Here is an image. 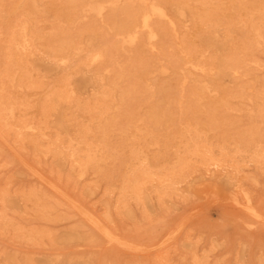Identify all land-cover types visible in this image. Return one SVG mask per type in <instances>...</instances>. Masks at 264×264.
Instances as JSON below:
<instances>
[{
    "label": "rangeland",
    "instance_id": "1",
    "mask_svg": "<svg viewBox=\"0 0 264 264\" xmlns=\"http://www.w3.org/2000/svg\"><path fill=\"white\" fill-rule=\"evenodd\" d=\"M15 1L0 264H264V0Z\"/></svg>",
    "mask_w": 264,
    "mask_h": 264
},
{
    "label": "bare ground",
    "instance_id": "2",
    "mask_svg": "<svg viewBox=\"0 0 264 264\" xmlns=\"http://www.w3.org/2000/svg\"><path fill=\"white\" fill-rule=\"evenodd\" d=\"M17 1V0H16ZM15 1V2H16ZM19 1V0H18ZM12 2V1H11ZM14 2V3H15ZM20 2V1H19ZM22 2V1H21ZM52 2H54V1H52ZM194 2V1H193ZM13 3V2H12ZM18 3V2H17ZM24 3V2H23ZM144 3V2H143ZM207 3V2H206ZM10 4V3H9ZM56 3H54V5H55ZM79 4V3H78ZM259 4V3H258ZM11 5V4H10ZM20 5V4H19ZM134 5V4H133ZM144 5V4H143ZM245 5V4H244ZM4 6V5H3ZM13 6H15V5H13ZM22 6V5H21ZM185 6V5H184ZM2 7V6H1ZM9 7H11V6H9ZM20 7V6H19ZM23 7H24V5H23ZM150 7V6H149ZM205 7V6H204ZM223 7V6H222ZM245 7V6H244ZM6 8V7H5ZM15 8V7H14ZM58 8V7H57ZM188 8V7H187ZM211 8V7H210ZM221 8V7H220ZM8 9V8H7ZM23 9V8H22ZM157 9V8H156ZM17 10H18V8H17ZM55 10V9H54ZM148 10V9H147ZM236 10V9H235ZM12 11H14L13 9H12ZM11 11V12H12ZM221 11V10H220ZM251 11V10H250ZM253 11V10H252ZM26 12V11H25ZM60 12V11H59ZM254 12V11H253ZM258 12V11H257ZM21 13V12H20ZM68 13V12H67ZM69 13H71V11L69 12ZM259 14H260V12H258ZM66 14V13H65ZM116 14V13H115ZM147 14V13H146ZM159 14V13H158ZM220 14H222L221 12H220ZM10 15H11V13H10ZM14 15H15V11H14ZM20 15V14H19ZM23 15V14H22ZM56 15V14H55ZM62 15H63V13H62ZM67 15V14H66ZM225 15V14H224ZM1 16V15H0ZM17 16V15H16ZM16 16H14V17H16ZM126 16V15H125ZM159 16V15H158ZM222 16V15H221ZM261 16V15H260ZM6 17V16H5ZM13 17V16H12ZM14 17H13V19H14ZM33 17V16H32ZM69 17V16H68ZM136 17V16H135ZM144 17V16H143ZM220 17V16H219ZM4 18V17H3ZM65 18V17H64ZM70 18V17H69ZM231 18V17H230ZM238 18V17H237ZM72 19V18H71ZM97 19H99V18H97ZM105 19V18H104ZM107 19H109L108 17H107ZM212 19V18H211ZM1 20V19H0ZM6 20V19H5ZM66 20V19H65ZM143 20V19H142ZM178 20V19H177ZM221 20H222V18H221ZM229 20V19H228ZM227 20V21H228ZM13 21V20H12ZM99 21V20H98ZM152 21V20H151ZM169 21V20H168ZM231 21V20H230ZM4 22V21H3ZM9 22V21H8ZM66 22V21H65ZM102 22V21H101ZM105 22V21H104ZM171 22V21H170ZM240 22V21H239ZM14 23V22H13ZM63 23V22H62ZM155 23V22H154ZM198 23H200V22H198ZM208 23V22H207ZM211 23V22H210ZM2 24V23H1ZM0 24V25H1ZM5 24V23H4ZM3 24V25H4ZM112 24V23H111ZM116 24V23H115ZM160 24V23H159ZM180 24V23H179ZM242 24V23H241ZM9 25V24H8ZM65 25V24H64ZM67 25V24H66ZM155 25V24H154ZM175 25H177V24H175ZM220 25V24H219ZM223 25V24H222ZM225 25V24H224ZM260 25H261V23H260ZM6 26V25H5ZM158 26V25H157ZM14 27V26H13ZM123 27H125V26H123ZM127 27V26H126ZM130 27V26H129ZM167 27V26H166ZM212 27V26H211ZM220 27V26H219ZM243 27V26H242ZM260 27H262V26H260ZM9 29H11L10 28V26L8 27ZM102 28H104V27H102ZM106 28V27H105ZM180 28V27H179ZM223 28V27H222ZM2 29V28H1ZM4 29V28H3ZM126 29V28H125ZM128 29V28H127ZM155 29V28H154ZM208 28H206V30H207ZM237 29H238V27H237ZM65 30V29H64ZM107 30V29H106ZM105 30V31H106ZM109 30V29H108ZM107 30V31H108ZM174 30V29H173ZM176 30V29H175ZM81 31V30H80ZM192 31V30H191ZM220 31V30H219ZM230 31V30H229ZM3 32V31H2ZM173 32V31H172ZM210 32V31H209ZM232 33V32H231ZM242 33V32H241ZM245 33V32H244ZM262 33V32H261ZM159 34V33H158ZM226 34V33H225ZM10 35H11V33H10ZM137 35V34H136ZM179 35V34H178ZM67 36V35H66ZM65 36V37H66ZM73 36V35H72ZM138 36V35H137ZM159 36V35H158ZM240 36V35H239ZM6 37V36H5ZM4 37V39H7V38H5ZM9 37V36H8ZM70 37V36H69ZM112 36H110V38H111ZM187 37H189V36H187ZM223 38H224V36H222ZM227 37V36H226ZM238 37V36H237ZM238 38H240V37H238ZM9 39V38H8ZM122 39V38H121ZM133 39V38H132ZM182 39V38H181ZM180 39V40H181ZM11 40V39H10ZM10 40H9V42H10ZM139 40V39H138ZM167 40H169V39H167ZM183 40V39H182ZM236 40V39H235ZM240 40V39H239ZM13 41V40H12ZM52 41V40H51ZM58 41V40H57ZM101 41H102V39H101ZM229 41V40H228ZM228 41H226V42H228ZM238 41V40H237ZM241 41V40H240ZM252 41V40H251ZM4 42H6V41H4ZM100 42V41H99ZM109 42V41H108ZM192 42V41H191ZM239 42V41H238ZM8 43V42H7ZM60 43V42H59ZM181 43V42H180ZM241 43H243V42H241ZM245 43V42H244ZM243 43V44H244ZM6 44V43H5ZM33 44V43H32ZM100 44V43H99ZM170 44V43H169ZM191 44V43H190ZM192 44H193V42H192ZM7 45V44H6ZM6 45H5V47H6ZM40 45H41V43H40ZM60 45V44H59ZM64 45V44H63ZM233 45V44H232ZM4 46V45H3ZM25 46V45H24ZM33 46V45H32ZM107 46V45H106ZM172 46H174V44L172 45ZM7 47H9V46H7ZM6 47V48H7ZM171 47V46H170ZM2 48V47H1ZM13 48V47H12ZM48 48V47H47ZM96 48V47H95ZM94 48V49H95ZM121 48V47H120ZM174 48H176V47H174ZM200 48V47H199ZM238 48V47H237ZM246 48V47H245ZM45 49V48H44ZM186 49V48H185ZM192 49H193V47H192ZM234 49V48H233ZM6 50H8V48L6 49ZM47 50H50V49H47ZM60 50V49H59ZM3 51V50H2ZM9 51V50H8ZM106 51V50H105ZM111 51V50H110ZM25 52V51H24ZM28 52V51H27ZM42 52V51H41ZM95 52V51H94ZM112 52V51H111ZM243 52V51H242ZM3 53V52H2ZM6 52H4L3 54H5ZM14 53V52H13ZM52 53V52H51ZM90 53H92V52H90ZM101 53V52H100ZM172 53H174V52H172ZM61 54V53H60ZM88 54V53H87ZM92 54H94V53H92ZM120 54V53H119ZM199 54H201L200 52H199ZM1 55V54H0ZM15 55V54H14ZM66 55V54H65ZM85 55H86V53H85ZM90 55V54H89ZM103 55V54H102ZM175 55V54H174ZM24 56V55H23ZM53 56V55H52ZM110 56V55H109ZM134 56H136V55H134ZM138 56V55H137ZM140 56V55H139ZM235 56V55H234ZM16 57V56H15ZM89 57V56H88ZM87 57V58H88ZM118 57V56H117ZM141 57H142V55H141ZM156 57V56H155ZM161 57V56H160ZM166 57V56H165ZM14 58V57H13ZM110 58V57H109ZM119 58V57H118ZM152 58H153V56H152ZM164 58V57H163ZM167 58V57H166ZM4 59V58H3ZM8 59H10V57H8ZM86 59V58H85ZM131 59V58H130ZM146 59V58H145ZM154 59V58H153ZM159 59V58H158ZM6 60V59H5ZM16 60V59H15ZM144 60V59H143ZM147 60H148V58H147ZM177 60H179V59H177ZM183 60V59H182ZM195 60V59H194ZM233 60V59H232ZM235 60H236V58H235ZM3 61V60H2ZM8 61V60H7ZM106 61V60H105ZM116 61V60H115ZM124 61V60H123ZM138 61V60H137ZM153 61V60H152ZM167 61V60H166ZM180 61V60H179ZM186 61V60H185ZM190 61V60H189ZM230 61V60H229ZM237 61H238V59H237ZM240 61V60H239ZM242 61V60H241ZM255 61V60H254ZM67 62V61H66ZM87 62H89V61H87ZM113 62V61H112ZM117 62V61H116ZM115 62V63H116ZM144 62V61H143ZM147 62V61H146ZM165 62V61H164ZM187 62V61H186ZM192 62V61H191ZM200 62H202V61H200ZM208 62V61H207ZM209 62H211V61H209ZM234 62V61H233ZM236 62V61H235ZM244 62V61H243ZM15 63H16V61H15ZM105 63V62H104ZM129 63V62H128ZM194 63H196V62H194ZM193 63V64H194ZM238 63V62H237ZM255 63V62H254ZM7 64V63H6ZM93 64V63H92ZM114 64V63H113ZM121 64V63H120ZM126 64V63H125ZM134 64V63H133ZM138 64V63H137ZM164 64V63H163ZM166 64H168V63H166ZM178 64V63H177ZM183 64V63H182ZM187 64V63H186ZM190 64V63H189ZM1 65H3V64H1ZM12 65V64H11ZM78 65V64H77ZM103 65V64H102ZM109 65V64H108ZM111 65V64H110ZM130 65V64H129ZM135 65V64H134ZM140 65V64H139ZM161 65V64H160ZM174 65V64H173ZM191 65V64H190ZM196 65H198V63L196 64ZM211 65V64H210ZM17 66V65H16ZM127 66H128V64H127ZM142 66V65H141ZM163 66V65H162ZM227 66V65H226ZM230 66V65H229ZM228 66V67H229ZM231 66H232V63H231ZM5 67H7V65L5 66ZM90 67V66H89ZM171 67V66H170ZM194 67V66H193ZM196 67H199V66H196ZM239 67V66H238ZM96 68V67H95ZM98 68V67H97ZM162 68V67H161ZM235 68V67H234ZM252 68V67H251ZM3 69V68H2ZM20 69V68H19ZM74 69V68H73ZM113 69V68H112ZM152 69V68H151ZM167 69V68H166ZM179 69H180V67H179ZM200 69V68H199ZM202 70H203V68H201ZM4 71L6 70V69H3ZM100 70V69H99ZM123 70V69H122ZM126 70V69H125ZM131 70V69H130ZM141 70V69H140ZM172 70L173 71H175L173 68H172ZM172 70H169V71H172ZM191 70V69H190ZM206 70H207V68H206ZM4 71H3V73H4ZM152 71H153V69H152ZM155 71V70H154ZM163 73H164V70H161ZM201 71V70H200ZM205 70H203V72H204ZM246 71V70H245ZM1 72V71H0ZM6 72H8L7 70H6ZM99 72V71H98ZM122 72V71H121ZM132 72H134L133 70L131 71V73ZM182 72H184V71H182ZM192 72H195V71H192ZM11 73V72H10ZM135 73V72H134ZM140 73V72H139ZM187 73V72H186ZM199 73V72H198ZM202 73V72H201ZM1 74V73H0ZM111 74V73H110ZM116 74H118V73H116ZM136 74V73H135ZM160 74V73H159ZM166 74V73H165ZM204 74V73H203ZM207 74V73H206ZM4 75V74H3ZM6 75H7V73H6ZM99 75V74H98ZM119 75V74H118ZM121 75V74H120ZM171 75V74H170ZM184 75V74H183ZM205 75V74H204ZM5 76V75H4ZM10 76V75H9ZM9 76H7L8 78H9ZM21 76V75H20ZM106 76H108V75H106ZM117 76V75H116ZM115 76V77H116ZM122 76H123V74H122ZM173 76V75H172ZM16 77H18V75H16ZM109 77H111V76H109ZM170 77V76H169ZM175 78H176V75L174 76ZM185 77H187V76H185ZM207 77H208V75H207ZM3 78V77H2ZM23 78V77H22ZM56 78V77H55ZM116 78H119L118 76L116 77ZM135 78V77H134ZM154 78V77H153ZM179 78H180V76H179ZM190 78V77H189ZM0 79H1V75H0ZM109 79H112V78H109ZM108 79V80H109ZM123 79V78H122ZM132 79V78H131ZM130 79V80H131ZM165 79V78H164ZM167 79V78H166ZM181 79V78H180ZM195 79H197V78H195ZM201 79V78H200ZM205 79H206V77H205ZM18 80V79H17ZM107 80V79H106ZM133 80V79H132ZM149 80V79H148ZM155 80V79H154ZM176 80V79H175ZM182 81H184V79H183V77H182V79H181ZM180 80V81H181ZM186 80V79H185ZM199 80V79H198ZM62 81V80H61ZM103 81H105V80H103ZM136 81H138V80H136ZM188 81V80H187ZM195 81H197V80H195ZM206 81V80H205ZM109 82V81H108ZM152 82H153V80L150 82L151 83V85H152ZM167 82V81H166ZM170 82V81H169ZM185 82V81H184ZM199 82V81H198ZM207 82V81H206ZM20 83V82H19ZM132 82H130V84H131ZM141 83V82H140ZM158 83H161L162 84V81L161 82H158ZM27 84V83H26ZM26 84H25V86H26ZM103 84V83H102ZM109 84H111V83H109ZM167 84H168V82H167ZM175 84V83H174ZM182 84V83H181ZM184 84V83H183ZM24 85V84H23ZM104 85V84H103ZM106 85V84H105ZM104 85V86H105ZM113 85H114V83H113ZM160 85V84H159ZM37 86V85H36ZM56 86V85H55ZM111 86V85H110ZM116 86V85H115ZM130 86V85H129ZM135 86V85H134ZM153 86V85H152ZM167 86V85H166ZM2 87V86H1ZM30 87V86H29ZM97 87V86H96ZM102 87V86H101ZM131 87V86H130ZM154 87V86H153ZM188 87V86H187ZM186 87V88H187ZM4 89H5V87H3ZM2 88V89H3ZM103 88V87H102ZM101 88V89H102ZM106 87H104V89H105ZM111 88V87H110ZM118 87H116V89H117ZM150 88V87H149ZM163 88H167V87H163ZM162 88V89H163ZM181 88V87H180ZM183 88V87H182ZM29 89V88H28ZM27 89V90H28ZM42 89V88H41ZM58 89V88H57ZM99 89V88H98ZM114 89V88H113ZM120 89H121V87H120ZM132 89H133V87H132ZM172 89V88H171ZM184 89V88H183ZM182 89V90H183ZM26 90V91H27ZM39 90H40V88H39ZM61 90V89H60ZM122 90H124V89H122ZM129 90V89H128ZM137 90V89H136ZM145 90V89H144ZM166 90V89H165ZM168 90H169V88H168ZM173 90V89H172ZM175 90V89H174ZM178 90H180V89H178ZM182 90L181 91H179V93H181L182 92ZM46 91V90H45ZM65 91V90H64ZM111 91V90H110ZM113 91V90H112ZM116 91V90H115ZM117 91H118V89H117ZM158 91H159V89H158ZM157 91V92H158ZM163 91V90H162ZM184 91H185V89H184ZM187 91H188V89H187ZM191 91V90H190ZM218 91V90H217ZM216 91V92H217ZM6 92V91H5ZM67 92V91H66ZM114 92V91H113ZM120 92H122V91H120ZM120 92H118L119 94H120ZM175 92H177V91H175ZM174 92V93H175ZM189 92V91H188ZM2 93V92H1ZM64 93V92H63ZM148 93V92H147ZM164 93V92H163ZM190 93V92H189ZM4 94V93H3ZM53 94V93H52ZM66 94V93H65ZM96 94V93H95ZM102 94V93H101ZM125 94V93H124ZM165 94V93H164ZM183 94V93H182ZM194 94V93H193ZM200 94V93H199ZM5 95V94H4ZM51 95V94H50ZM94 95V94H93ZM121 95V94H120ZM135 95V94H134ZM149 95V94H148ZM168 95H169V93H168ZM174 95V94H173ZM177 95H178V93H177ZM192 95V94H191ZM194 95H196V94H194ZM84 96V95H83ZM115 96H117V95H115ZM131 96V95H130ZM154 96V95H153ZM155 96H156V93H155ZM170 96V95H169ZM176 96V95H175ZM188 96V95H187ZM197 96V95H196ZM14 97V96H13ZM42 97V96H41ZM146 97V96H145ZM176 97H178V96H176ZM8 98V97H7ZM45 98V97H44ZM51 98V97H50ZM129 98V97H128ZM164 98V97H163ZM166 98V97H165ZM179 98H181V97H179ZM1 99V98H0ZM4 99V98H3ZM2 99V100H3ZM25 99V98H24ZM117 99V98H116ZM115 99V100H116ZM120 99V98H119ZM122 99V98H121ZM157 99V98H156ZM182 99V98H181ZM184 99V98H183ZM139 100V99H138ZM42 102V101H41ZM86 102V101H85ZM129 102V101H128ZM147 102V101H146ZM5 103V102H4ZM84 103V102H83ZM115 103V102H114ZM111 104V103H110ZM132 104V103H131ZM138 104V103H137ZM161 104V103H160ZM93 105V104H92ZM116 105V104H115ZM123 105V104H122ZM133 105V104H132ZM182 105V104H181ZM184 105V104H183ZM85 106V105H84ZM87 106V105H86ZM114 106V105H113ZM129 106V105H128ZM138 106V105H137ZM160 106V105H159ZM212 106V105H211ZM215 106V105H214ZM46 107V106H45ZM99 107V106H98ZM104 107V106H103ZM142 107H143V104H142ZM210 107V106H209ZM101 108V107H100ZM115 108V107H114ZM113 107H112V109H114ZM130 107H128V109H129ZM133 108V107H132ZM151 108H152V106H151ZM211 108V107H210ZM221 108V107H220ZM102 109V108H101ZM110 109V108H109ZM123 109V108H122ZM121 110V109H120ZM124 110V109H123ZM130 110V109H129ZM163 110V109H162ZM166 110H167V108H166ZM114 111V110H113ZM151 111V110H150ZM157 111V110H156ZM89 112V111H88ZM97 112V111H96ZM102 112V111H101ZM108 112V111H107ZM112 112V111H111ZM154 112V111H153ZM153 112H151V113H153ZM164 112V111H163ZM40 113V112H39ZM75 113V112H74ZM87 113V112H86ZM171 113V112H170ZM217 113V112H216ZM100 114V113H99ZM117 114V113H116ZM127 114V113H126ZM141 114V113H140ZM177 114V113H176ZM18 115V114H17ZM16 115V116H17ZM85 115V114H84ZM104 115V114H103ZM108 115V114H107ZM115 115V114H114ZM118 115H120V114H118ZM177 115H179V114H177ZM88 116V115H87ZM102 116V115H101ZM151 116V115H150ZM194 116V115H193ZM208 116V115H207ZM152 117V116H151ZM165 118V117H164ZM168 118V117H167ZM21 119V118H20ZM80 119V117L78 118V120ZM109 119V118H108ZM150 119H152V118H150ZM169 119V118H168ZM90 120V119H89ZM110 120V119H109ZM126 120V119H125ZM131 120V119H130ZM153 120V119H152ZM159 120V119H158ZM191 120V119H190ZM206 120V119H205ZM82 121V120H81ZM91 121V120H90ZM114 121V120H113ZM120 121V120H119ZM193 121H194V119H193ZM13 122V121H12ZM105 122V121H104ZM110 122V121H109ZM205 122V121H204ZM80 123V122H79ZM99 123V122H98ZM115 123V122H114ZM170 123V122H169ZM96 124V123H95ZM124 124V123H123ZM207 124V123H206ZM100 125V124H99ZM103 125V124H102ZM101 125V126H102ZM108 125V124H107ZM117 125V124H116ZM130 125V124H129ZM171 125V124H170ZM83 126V125H82ZM95 126V125H94ZM194 126V125H193ZM127 127V126H126ZM178 127H181V126H178ZM191 127V126H190ZM27 128V127H26ZM87 128V127H86ZM197 128V127H196ZM10 129V128H9ZM24 129H25V127H24ZM30 129V128H29ZM85 129V128H84ZM98 129V128H97ZM106 129V128H105ZM27 130V129H26ZM139 130H140V128H139ZM142 130V129H141ZM140 130V131H141ZM12 131V130H11ZM87 131V130H86ZM89 131V130H88ZM186 131H188V129L186 128ZM196 131V130H195ZM13 133H14V131H12ZM100 132V131H99ZM105 132V131H104ZM117 132V131H116ZM142 132V131H141ZM144 132H145V130H144ZM185 132V131H184ZM27 133V132H26ZM87 133V132H86ZM109 133V132H108ZM148 133V132H147ZM153 133H154V131H153ZM175 133H176V131H175ZM180 133V132H179ZM192 133V132H191ZM102 134V133H101ZM109 135V134H108ZM122 135V134H121ZM15 136H17V135H15ZM14 136V137H15ZM75 136H76V134H75ZM173 136V135H172ZM134 137V136H133ZM111 138V137H110ZM116 138H117V136H116ZM140 138V137H139ZM173 138V137H172ZM16 139V138H15ZM153 139V138H152ZM83 140H84V138H83ZM122 140V139H121ZM118 141V140H117ZM127 141V140H126ZM90 142V141H89ZM122 142V141H121ZM128 142V141H127ZM102 143V142H101ZM147 143H148V141H147ZM161 143V142H160ZM32 144V143H31ZM30 144V145H31ZM38 144V143H37ZM125 144V143H124ZM128 144V143H127ZM39 145V144H38ZM85 146V145H84ZM128 146V145H127ZM129 147H130V144H129ZM90 148H92V147H90ZM146 148V147H145ZM166 148H168L167 146H166ZM45 149V148H44ZM164 149V148H163ZM132 150V149H131ZM161 150V149H160ZM165 150V149H164ZM96 151V150H95ZM194 151V150H193ZM92 152H94V151H92ZM100 152V151H99ZM104 152V151H103ZM44 153V152H43ZM47 153V152H46ZM85 153V152H84ZM116 153V152H115ZM96 154V153H95ZM99 154V153H98ZM106 154V153H105ZM131 154V153H130ZM159 154V153H158ZM87 155V154H86ZM121 155V154H120ZM85 156V155H84ZM97 156V155H96ZM105 156V155H104ZM163 156V155H162ZM117 157V156H116ZM131 157V156H130ZM134 157V156H133ZM158 157V156H157ZM124 158V157H123ZM136 158V157H135ZM140 158V157H139ZM156 158V157H155ZM80 159V158H79ZM85 159V158H84ZM132 159H134V158H132ZM81 160H82V158H81ZM87 160V159H86ZM86 160H84L85 162H86ZM88 160H91V159H89L88 158ZM98 160V159H97ZM103 160V159H102ZM124 160V159H123ZM126 160V159H125ZM129 160V159H128ZM140 161V160H139ZM69 162V161H68ZM94 162H96V160L94 161ZM98 164V163H97ZM129 164V163H128ZM73 165V164H72ZM85 165V164H84ZM124 165V163L122 164V166ZM130 165V164H129ZM88 166V165H87ZM92 166H94V165H92ZM137 166H138V164H137ZM83 167V166H82ZM96 167V166H95ZM119 167H121V166H119ZM91 168V167H90ZM77 169V168H76ZM86 169H88V167H86ZM95 169V168H94ZM142 169V168H141ZM151 169V168H150ZM136 170V169H135ZM95 171V170H94ZM130 171V170H129ZM165 171V170H164ZM126 173V172H125ZM134 173V172H133ZM158 173H160V172H158ZM172 173V172H171ZM176 173V172H175ZM85 174V173H84ZM177 175V174H176ZM127 176V175H126ZM144 177V176H143ZM155 177H156V175H155ZM123 179V178H122ZM150 179V178H149ZM148 180V179H147ZM152 181V180H151ZM168 181V180H167ZM126 183V182H125ZM138 183V182H137ZM141 183V182H140ZM146 184H148V183H146ZM142 185V184H141ZM124 186H127V185H125L124 184ZM129 186V185H128ZM121 187V186H120ZM133 188H134V186H133ZM132 188V189H133ZM125 190V189H124ZM129 190V189H128ZM136 190H137V188H136ZM135 190V191H136ZM134 191V190H133ZM121 192V191H120ZM123 192V191H122ZM124 194V193H123ZM120 196V195H119ZM131 196V195H130ZM134 198V197H133ZM121 199V198H120ZM126 199V198H125ZM128 199V198H127ZM122 200V199H121ZM136 200V199H135ZM120 201V200H119ZM121 204V203H120ZM119 204V205H120ZM115 206V205H114ZM43 207V206H42ZM74 207V206H73ZM118 207V206H117ZM47 208V207H46ZM42 210V209H41ZM74 210V209H73ZM75 212H76V210H74ZM77 214V213H76ZM78 227V226H77ZM93 229H95V228H93ZM104 231V230H103ZM114 237V236H113ZM114 238H116V237H114ZM116 240V239H115ZM118 240V239H117ZM109 241V240H108ZM123 242V241H122Z\"/></svg>",
    "mask_w": 264,
    "mask_h": 264
}]
</instances>
